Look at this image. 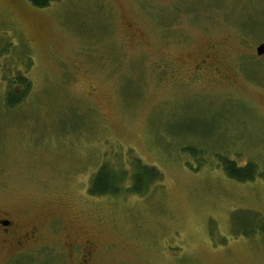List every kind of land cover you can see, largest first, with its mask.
<instances>
[{"label":"rangeland","instance_id":"1","mask_svg":"<svg viewBox=\"0 0 264 264\" xmlns=\"http://www.w3.org/2000/svg\"><path fill=\"white\" fill-rule=\"evenodd\" d=\"M263 43L264 0H0V207L64 219L88 264H264ZM208 57L226 80L174 66Z\"/></svg>","mask_w":264,"mask_h":264},{"label":"flooded vegetation","instance_id":"2","mask_svg":"<svg viewBox=\"0 0 264 264\" xmlns=\"http://www.w3.org/2000/svg\"><path fill=\"white\" fill-rule=\"evenodd\" d=\"M131 46L139 47L133 42ZM174 66L184 69L188 78L199 76L206 80L216 78L226 80L225 73L220 69L222 62L214 57L204 58L191 64L174 63ZM185 72L181 70L183 75ZM17 85L20 91L25 90L24 83ZM35 210L20 205L0 207V257L7 254L6 264L12 261L21 264L29 256L34 257L39 254L58 256L64 259V264H71V261L72 264H88L92 260L94 245L91 241L79 242L64 219L52 216L45 222L42 220L43 214ZM30 215L34 219H29Z\"/></svg>","mask_w":264,"mask_h":264},{"label":"trees","instance_id":"3","mask_svg":"<svg viewBox=\"0 0 264 264\" xmlns=\"http://www.w3.org/2000/svg\"><path fill=\"white\" fill-rule=\"evenodd\" d=\"M27 1L31 6L35 8L44 9V8L49 7L53 2L58 1V0H27ZM10 104L11 106H14L16 102H13V103L11 102ZM248 166L249 165H247L246 167ZM224 168L227 170L228 175L230 177L236 178L240 181H243L245 179L254 178V176L252 175L253 173L246 171L249 169V167L245 169H240V168H236L235 163L225 162ZM239 170H245L246 173H244L243 171H239ZM148 172L150 173V177H151L150 184H151V182L158 179L159 173H157V171H152V172L148 171ZM99 174L100 175L97 176L96 180L92 184L93 185L91 187L92 194L94 195L95 194H105V193L116 194L120 192L119 185L123 184L124 177H126V175L123 172H118L116 174H112L109 172H106V173L100 172ZM114 181H118V182L115 183ZM133 181H134V185H133L132 191L133 192L142 191V189L140 188V185L137 184V178H134Z\"/></svg>","mask_w":264,"mask_h":264},{"label":"water","instance_id":"4","mask_svg":"<svg viewBox=\"0 0 264 264\" xmlns=\"http://www.w3.org/2000/svg\"><path fill=\"white\" fill-rule=\"evenodd\" d=\"M257 55L264 56V43L257 48Z\"/></svg>","mask_w":264,"mask_h":264}]
</instances>
